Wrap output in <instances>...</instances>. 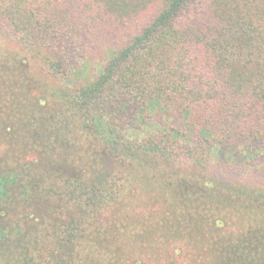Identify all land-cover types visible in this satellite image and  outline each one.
<instances>
[{"label":"trees","instance_id":"16d2710c","mask_svg":"<svg viewBox=\"0 0 264 264\" xmlns=\"http://www.w3.org/2000/svg\"><path fill=\"white\" fill-rule=\"evenodd\" d=\"M0 264H264V0H0Z\"/></svg>","mask_w":264,"mask_h":264},{"label":"rangeland","instance_id":"374dc122","mask_svg":"<svg viewBox=\"0 0 264 264\" xmlns=\"http://www.w3.org/2000/svg\"><path fill=\"white\" fill-rule=\"evenodd\" d=\"M121 120H123L124 121V117H122V119ZM128 134H129V136L131 135V132L128 130Z\"/></svg>","mask_w":264,"mask_h":264}]
</instances>
